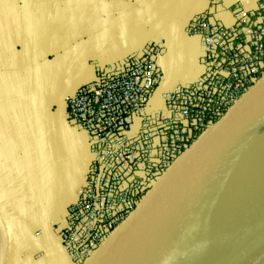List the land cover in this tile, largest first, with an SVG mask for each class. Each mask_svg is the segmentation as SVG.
Instances as JSON below:
<instances>
[{"label":"crops","instance_id":"0c3cea01","mask_svg":"<svg viewBox=\"0 0 264 264\" xmlns=\"http://www.w3.org/2000/svg\"><path fill=\"white\" fill-rule=\"evenodd\" d=\"M261 0H0V264H69L60 241L90 161L65 97L100 68L164 42L162 92L201 72L186 35L200 13L224 25Z\"/></svg>","mask_w":264,"mask_h":264},{"label":"built area","instance_id":"2783aa9c","mask_svg":"<svg viewBox=\"0 0 264 264\" xmlns=\"http://www.w3.org/2000/svg\"><path fill=\"white\" fill-rule=\"evenodd\" d=\"M211 15L198 14L186 28L200 42V74L162 92L159 107L153 100L163 84L161 40L98 69L65 97L66 119L85 136L90 156L59 234L70 264L88 261L167 169L264 75V0L251 10L236 7L231 25Z\"/></svg>","mask_w":264,"mask_h":264},{"label":"water","instance_id":"95a60500","mask_svg":"<svg viewBox=\"0 0 264 264\" xmlns=\"http://www.w3.org/2000/svg\"><path fill=\"white\" fill-rule=\"evenodd\" d=\"M263 128L264 75L167 169L84 264H122L158 229L205 201ZM150 264H264V186L238 217Z\"/></svg>","mask_w":264,"mask_h":264},{"label":"bare ground","instance_id":"6f19581e","mask_svg":"<svg viewBox=\"0 0 264 264\" xmlns=\"http://www.w3.org/2000/svg\"><path fill=\"white\" fill-rule=\"evenodd\" d=\"M241 159L217 194L187 207L122 264L153 263L238 217L264 186V134L253 139Z\"/></svg>","mask_w":264,"mask_h":264},{"label":"rangeland","instance_id":"374dc122","mask_svg":"<svg viewBox=\"0 0 264 264\" xmlns=\"http://www.w3.org/2000/svg\"><path fill=\"white\" fill-rule=\"evenodd\" d=\"M262 134H264V128H263V129L261 130V132H259L256 136L259 137V136H262ZM256 136H255L254 138H256ZM254 138H253V139H254ZM252 141H253V140H252ZM252 141H251V142H252ZM250 145H251V143L248 145V148H249ZM248 148H247V149H248ZM247 149H246V150H247ZM244 153H245V151H244ZM244 153H242V155L239 157L238 161H237V162L235 163V165L230 169V171H229V173L227 174L226 178H228V176L230 175V173L236 168L238 162H240V161L242 160L241 158L244 156ZM226 178L224 179V181L226 180ZM224 181L220 184L218 190L222 189V186H223ZM218 190L216 191V194H217Z\"/></svg>","mask_w":264,"mask_h":264}]
</instances>
